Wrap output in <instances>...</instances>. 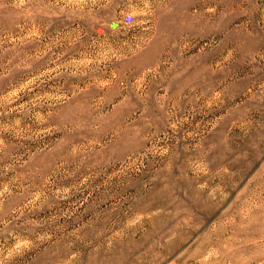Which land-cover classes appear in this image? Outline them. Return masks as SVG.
<instances>
[{
	"label": "rangeland",
	"instance_id": "obj_1",
	"mask_svg": "<svg viewBox=\"0 0 264 264\" xmlns=\"http://www.w3.org/2000/svg\"><path fill=\"white\" fill-rule=\"evenodd\" d=\"M0 264H264V0H0Z\"/></svg>",
	"mask_w": 264,
	"mask_h": 264
}]
</instances>
